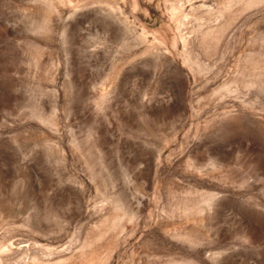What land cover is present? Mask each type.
I'll use <instances>...</instances> for the list:
<instances>
[{
    "label": "rangeland",
    "instance_id": "rangeland-1",
    "mask_svg": "<svg viewBox=\"0 0 264 264\" xmlns=\"http://www.w3.org/2000/svg\"><path fill=\"white\" fill-rule=\"evenodd\" d=\"M0 264H264V0H0Z\"/></svg>",
    "mask_w": 264,
    "mask_h": 264
}]
</instances>
